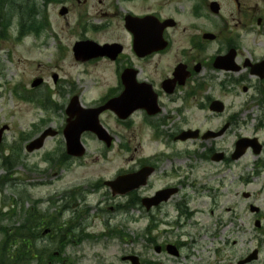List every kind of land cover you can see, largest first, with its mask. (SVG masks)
<instances>
[{"label":"rangeland","instance_id":"obj_1","mask_svg":"<svg viewBox=\"0 0 264 264\" xmlns=\"http://www.w3.org/2000/svg\"><path fill=\"white\" fill-rule=\"evenodd\" d=\"M0 1V16L6 19V26L4 23L0 25V127H8L0 143V178L6 175L8 178L3 183L0 181V227L19 226L23 212L32 206L40 214L52 218L67 203L68 207L60 219H56L57 225L65 223L61 237L57 235L61 229L56 226L51 235H44L42 231L38 234L37 246L49 247L43 249L44 257L58 249L61 253L59 259L47 264H130L122 256L132 254L139 257L140 264H237L257 247L260 248L258 259L247 264H264V221L262 229H259L249 212L242 210L244 214L241 213L246 205L241 191L258 189L264 182V176L260 182L252 184L232 180L242 175L243 170L251 173L258 156L247 152L238 161L217 163L218 171L226 172L229 186L213 192L206 177L214 165L209 164V160H201L198 155L193 156L194 149L199 152L200 143L197 140L182 143L172 139L186 127L213 129L220 126L228 114L237 110V103L245 95L220 88L217 82L225 73L207 70L208 78L205 80L207 86L212 85L205 92L219 97L226 104L220 121L209 114L207 121H203L202 112L198 113L194 106L182 114H175L173 104L179 105V101L170 104L165 101V109L160 116L166 114L171 118L157 129H153L150 122H145L140 114L126 127L113 126L110 114L104 113L103 120L116 133V145L110 150L88 136L84 139L87 151L83 159L64 161L62 137L55 136L47 138L37 151L26 152L24 144L27 140L48 126L57 129L62 124L60 105L68 102L70 89L81 92L82 102L87 104L102 95L104 86L116 83L113 66L76 61L71 51L72 43L84 34L97 41L110 42L115 31L113 24H109L106 32L89 29L85 33L77 25L78 9H83L82 5H76L63 18L57 11L59 1L54 0L42 7V1L34 0L40 12L36 15L38 23L45 21L46 25L39 35L28 33L19 39V13L16 10L20 2L8 0L13 7L7 14L1 7V3L7 0ZM93 1L90 0L83 10L91 14L97 12V7H92ZM34 5L32 1L29 12L33 13ZM144 67L148 69L149 65L146 63ZM52 74L59 78L55 83ZM37 76L44 79L45 85L31 89L30 82ZM58 88L63 90L61 94ZM236 89L239 92V87ZM28 92L44 101L48 95L51 102L43 108L38 102L24 99ZM256 104L249 109L248 118L242 116L238 123L230 125L222 138L216 140L219 148L228 152L239 136L251 134L258 136L264 146V104ZM151 119V122L157 120ZM13 144L17 159L11 166L6 165L10 168L8 170L3 167V160L11 152L10 145ZM151 155L159 158L154 160L159 168L152 178L151 190L177 179L186 184L174 201L165 206L169 214L161 218L157 216L162 222H153L152 226L139 203L118 209V205L126 202V197H113L109 187L103 185L104 180L116 177L117 172L138 169L143 159ZM260 158L264 159V149ZM144 190L137 192V196L141 197ZM184 195L187 196L185 202ZM177 202L189 215L174 223L178 212L174 204ZM210 209L212 213H209ZM146 226L150 227L146 230ZM2 237L0 232V241ZM56 242L61 246H56ZM165 243H183L180 254L174 256L167 251L154 250V245ZM62 246H65L63 252Z\"/></svg>","mask_w":264,"mask_h":264},{"label":"flooded vegetation","instance_id":"obj_2","mask_svg":"<svg viewBox=\"0 0 264 264\" xmlns=\"http://www.w3.org/2000/svg\"><path fill=\"white\" fill-rule=\"evenodd\" d=\"M89 1L63 0L60 3L66 7L67 16L76 5L86 9L84 6ZM94 6L97 12L92 14L88 10L78 9V24L85 30L89 19L103 21L95 26V31L103 32L109 29V24H113L114 39L100 42L117 43L121 50L112 58L101 56L91 61L114 66L118 75L127 68L136 69L137 81H145L151 86V92L160 107L153 117L157 116L161 124L167 122L163 115L159 118L165 109L163 98L172 100L176 96L180 103H184L186 100L182 96H186L187 102L191 99L199 110L206 111L212 96L204 93L206 82L202 74L210 66L212 68L213 58L217 55L233 51L234 69L224 70L229 73L230 85L241 86V89L245 87L244 92L253 88L256 91L264 89V76H259L263 68L258 65L264 61V0H94ZM101 7L104 9H99ZM134 44L137 47L145 45V56L137 54ZM152 47H156V50L149 51ZM146 63L150 68L144 67ZM104 87L103 101L124 90L121 79L113 86ZM105 113L114 117L111 111ZM210 114L219 116L216 112ZM237 118L231 117L229 123L236 122ZM218 138L221 137L198 141L212 143ZM200 148L203 149L199 154L202 160L220 151L216 145L201 144ZM222 160L228 159L223 157ZM258 169L257 178L264 174V164L258 165ZM225 175L223 171L212 175L216 177L217 191L224 187ZM149 181L145 187L149 186ZM174 186L177 190L167 200L149 206L147 214L155 212L156 218L164 216V204L180 191L183 184L177 181L174 185L161 187ZM157 189L160 188L144 194L148 203L151 204L150 198ZM253 213L264 218V207H259ZM148 217L151 222L156 221L154 216Z\"/></svg>","mask_w":264,"mask_h":264},{"label":"trees","instance_id":"obj_3","mask_svg":"<svg viewBox=\"0 0 264 264\" xmlns=\"http://www.w3.org/2000/svg\"><path fill=\"white\" fill-rule=\"evenodd\" d=\"M19 2L18 19L21 25L20 35H22L25 31L32 28V13L29 12L32 0H19ZM1 7L4 10L8 9L4 2L1 3ZM0 18V25H2V23L6 22V19L3 16H0ZM3 25L6 26L5 23ZM25 213L19 226L0 227L3 236L0 242V264H47L48 261L59 259V257H53L49 253L44 257V248H38L36 241L43 226H48L51 230H54L55 226L61 229V232L58 233L61 237L62 231L64 232L65 230V223L57 225L56 219H60V216L47 218L36 209H28ZM57 245L61 246L60 243ZM64 247L62 246V251Z\"/></svg>","mask_w":264,"mask_h":264},{"label":"water","instance_id":"obj_4","mask_svg":"<svg viewBox=\"0 0 264 264\" xmlns=\"http://www.w3.org/2000/svg\"><path fill=\"white\" fill-rule=\"evenodd\" d=\"M133 76H134V74L132 75V78H133ZM53 78H54V80H56V76L55 75H53ZM40 82H41V79H35V81L32 83V86L35 87V85H38ZM214 104L215 105H214L213 109H217V110H221L222 109V105L219 104V102L215 101ZM67 111H68L69 115H71V114L74 115L75 114V116H76V119H74V121H72V122H81V123L82 122H86L87 118H86V116L84 114L87 113V111L79 109L76 97H73L71 99V102H70V105H69ZM79 115L81 116L80 118H79ZM72 122L71 123L69 122V124L67 125V128L65 129L67 152L69 154L80 155L82 153L81 152V145L79 144V136H80V132L82 131V129L88 128V129H90L92 131L94 130L95 132L98 133V135H104L105 134V132H103L99 127H97L95 121H91L89 123V126L78 128V129L72 128ZM5 128H6V125H4V127L0 128V139H1V134L4 131ZM49 133L52 134L53 132H51L50 130L44 131L42 133V135L40 137H38V139H35V140L31 141L29 144H27V149L28 150H33V149H37L38 147H40L42 145L43 139L47 135H49ZM186 133H188V132H186ZM243 146H245V144H243ZM239 148H241V150H242V148H243L242 145ZM127 178L128 177H124L123 179H127ZM137 178L140 179L141 178V174ZM142 182H143L142 180L137 182L135 180L130 181V179H129L127 182L124 181V182H122V184H119L118 186L121 189H125L126 185H128L129 187L127 189H129V188H132V187H137ZM124 184H126V185H124ZM118 190H119V188H118ZM126 190H122V192H124ZM250 258L251 257H248L244 261L249 260ZM129 259L131 260V262L133 264H137V258L135 256L129 257Z\"/></svg>","mask_w":264,"mask_h":264}]
</instances>
